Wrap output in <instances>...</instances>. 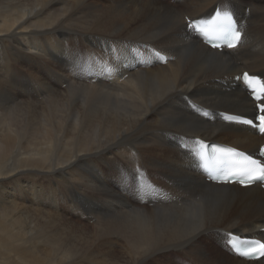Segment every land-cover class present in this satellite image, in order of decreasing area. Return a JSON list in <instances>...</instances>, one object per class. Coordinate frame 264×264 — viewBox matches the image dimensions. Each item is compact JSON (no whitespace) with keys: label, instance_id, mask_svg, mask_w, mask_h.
Listing matches in <instances>:
<instances>
[{"label":"bare ground","instance_id":"obj_1","mask_svg":"<svg viewBox=\"0 0 264 264\" xmlns=\"http://www.w3.org/2000/svg\"><path fill=\"white\" fill-rule=\"evenodd\" d=\"M216 5L245 29L233 50L190 25ZM246 70L264 75V0H0V264H264L228 245L264 237V190L193 153L264 144L222 116L255 113Z\"/></svg>","mask_w":264,"mask_h":264},{"label":"rangeland","instance_id":"obj_2","mask_svg":"<svg viewBox=\"0 0 264 264\" xmlns=\"http://www.w3.org/2000/svg\"><path fill=\"white\" fill-rule=\"evenodd\" d=\"M171 2H172V1H171ZM32 53L35 54V52H33V51H32ZM120 82H121V81H120ZM216 142H217V141H216ZM216 142H215V143H216ZM248 235H250V234H246V236H248Z\"/></svg>","mask_w":264,"mask_h":264}]
</instances>
